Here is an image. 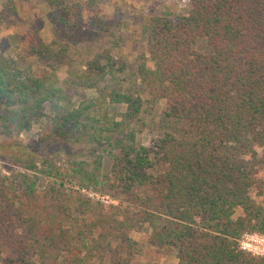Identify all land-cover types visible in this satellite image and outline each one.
<instances>
[{
	"label": "trees",
	"instance_id": "1",
	"mask_svg": "<svg viewBox=\"0 0 264 264\" xmlns=\"http://www.w3.org/2000/svg\"><path fill=\"white\" fill-rule=\"evenodd\" d=\"M53 2L52 25L75 28L84 13L101 21L93 0ZM188 2L186 14L148 18L147 53L132 65L147 100L164 103V130L148 147L127 128L145 100L114 88L102 91L103 122L80 105L19 145L62 90L49 70L0 56V158L23 170L0 174V264H130L127 232L143 228L150 247L176 253L175 264H264L240 247L245 235L264 236V203L252 196L257 188L264 197L254 175L264 149V0ZM13 4L6 0L8 11ZM37 43L30 54L47 50ZM114 66L103 51L84 74Z\"/></svg>",
	"mask_w": 264,
	"mask_h": 264
},
{
	"label": "rangeland",
	"instance_id": "2",
	"mask_svg": "<svg viewBox=\"0 0 264 264\" xmlns=\"http://www.w3.org/2000/svg\"><path fill=\"white\" fill-rule=\"evenodd\" d=\"M87 1L62 0L64 4L82 5H86ZM93 1L99 6L96 13V18L101 20L99 25L90 24L92 14L84 13L77 27L64 29L51 24L50 19L58 9L53 0H13V9L10 11L5 6L6 0H0V56L22 69L49 70L62 90L58 100L52 99L45 105L44 117L33 122L30 130L20 135L19 145L32 146L49 133L52 121L59 118L61 112L71 111L80 105L92 106L91 110L103 122V116L100 115L107 104L102 98V91L112 88L138 94L145 100L142 113L127 127L135 133L138 145L148 147L151 140L164 130V103L147 100L132 65L139 53H147L145 25L148 18L186 14L189 10L188 0ZM38 40L47 50L36 56L30 53L32 48L38 50ZM103 51L112 56L114 68L104 76L87 77L84 74L86 63ZM78 83L84 84L80 86ZM107 112L109 116L115 115L112 106H108ZM116 120L119 121L118 118ZM5 149L1 151L5 152ZM12 155L20 156L15 150ZM259 157L261 162L255 168L254 175L264 189V149H261ZM27 159L30 158H22ZM19 170L22 167L20 169L13 160L0 158V174L9 175ZM47 183V179L40 177L38 188L43 190ZM252 196L259 203H264V197H258L257 188H253ZM127 233L136 243L135 251L128 255L130 264L176 263L175 252L152 248L147 244L145 228L140 233ZM255 236L261 235L250 234L241 239L240 244L247 251L264 255V240Z\"/></svg>",
	"mask_w": 264,
	"mask_h": 264
},
{
	"label": "built area",
	"instance_id": "3",
	"mask_svg": "<svg viewBox=\"0 0 264 264\" xmlns=\"http://www.w3.org/2000/svg\"><path fill=\"white\" fill-rule=\"evenodd\" d=\"M83 193H86L87 196H88L89 198H92V199H94L95 201H99L100 203H102V204L105 205V206H107V205H111V204H115L114 201H112L110 198H108V197H106V196H100V195H96V194H94V193H90V192H86V191H83ZM246 236H248V235H245L244 237H246ZM244 237H243V238H244ZM255 237L264 240V236H262V235H261V236H255ZM243 238H242V239H243ZM240 247H241V249L247 251L246 249L242 248L241 244H240ZM247 252L252 253L251 251H247ZM252 254H253V255H256V256H264V255H262V254H257V253H252Z\"/></svg>",
	"mask_w": 264,
	"mask_h": 264
}]
</instances>
